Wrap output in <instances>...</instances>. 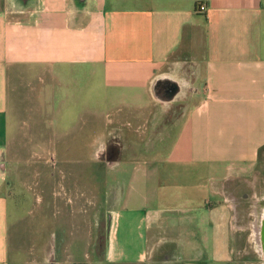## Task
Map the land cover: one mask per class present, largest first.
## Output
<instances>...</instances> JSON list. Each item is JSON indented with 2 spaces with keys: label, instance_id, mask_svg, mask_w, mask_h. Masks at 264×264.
Instances as JSON below:
<instances>
[{
  "label": "crops",
  "instance_id": "crops-1",
  "mask_svg": "<svg viewBox=\"0 0 264 264\" xmlns=\"http://www.w3.org/2000/svg\"><path fill=\"white\" fill-rule=\"evenodd\" d=\"M74 48L86 49L92 65L80 72L79 94L71 88ZM105 104L118 106L110 126L129 127L130 139L137 133L131 149L145 143L147 162L164 155L211 178L204 198L183 192L165 219L163 209L110 211L114 264H163L164 255L175 264L215 260V230L226 229L217 179L231 180V169L243 174L264 151V0H0V264L25 257L12 239L25 190L20 138L46 142L54 155L56 144L71 142L72 111L89 112L90 127L101 128ZM95 132L103 141L102 128ZM37 150L27 161L34 180ZM152 170L127 173L134 191L158 178ZM260 178L240 181L258 189ZM256 198L254 218L264 196Z\"/></svg>",
  "mask_w": 264,
  "mask_h": 264
},
{
  "label": "rangeland",
  "instance_id": "rangeland-1",
  "mask_svg": "<svg viewBox=\"0 0 264 264\" xmlns=\"http://www.w3.org/2000/svg\"><path fill=\"white\" fill-rule=\"evenodd\" d=\"M72 53L78 58L71 64L73 72L78 74V81L75 80L77 86L71 85V88L79 94L82 81L80 72L89 70L92 65L84 59L89 57L86 49L74 48ZM191 65L189 68L193 67ZM190 70L192 73L189 72V75L194 77L196 69ZM116 108L118 106L108 107L105 104L103 111L99 112L103 118L101 128L104 138L101 142L94 141L97 135L95 131L101 128L90 127V113L80 110H73L71 114V142L56 144L57 152L54 155L47 154L46 142L32 143L30 136L23 140L20 138L26 157L25 190L12 239L14 245L25 252L23 264H51V258L53 264H114L117 254H113L112 234H108L107 225L110 211L140 206L152 214H158L163 209L165 219L176 207L178 197H184L181 195L183 192L195 194L198 200L208 194L207 186L211 178L203 168L186 172L187 168L189 170L187 163H179L164 155L163 161L159 159L157 165H152L142 158L144 149L140 146L144 147V142L131 149L130 144L138 137L137 133H134V139H130L129 127L109 125ZM36 149L39 161L34 159L39 162L40 174L38 180L35 179L36 184L32 185L36 175L35 171L31 173L32 170H28L31 167H28L27 161H32V150ZM133 151L137 153L133 154ZM146 168H153L158 178L151 182L141 181L134 191L127 173L142 177ZM229 171L232 173L229 176L231 180L226 182L220 177L215 185L216 210L217 214L225 217L226 229L222 226V229L215 230L217 258L209 259L207 264H254L260 262L261 257L252 238L251 221L254 217L248 209L255 195L256 200L264 196V187L255 189L240 179L244 181L247 177L252 181L254 176L264 177V151L258 162L243 174L237 169ZM161 172L163 183L160 180ZM179 172L183 175H175ZM146 194L149 198L143 201L144 205H140V200ZM126 196L127 199L123 201L121 197ZM236 198L244 200L239 207L234 205ZM174 230L173 226H163V231ZM133 236L138 240L139 234ZM172 262L168 256H163V264H175Z\"/></svg>",
  "mask_w": 264,
  "mask_h": 264
},
{
  "label": "bare ground",
  "instance_id": "bare-ground-1",
  "mask_svg": "<svg viewBox=\"0 0 264 264\" xmlns=\"http://www.w3.org/2000/svg\"><path fill=\"white\" fill-rule=\"evenodd\" d=\"M252 212L253 214H255V218L251 221V227L253 229V236L252 238L254 239V241L256 242V246L258 248V250L260 251V245L258 242V225H259V217L260 214L263 210V205L257 200L254 205L252 206ZM112 212L111 214L109 213L108 215V226H109V231L111 230V226H112Z\"/></svg>",
  "mask_w": 264,
  "mask_h": 264
},
{
  "label": "water",
  "instance_id": "water-1",
  "mask_svg": "<svg viewBox=\"0 0 264 264\" xmlns=\"http://www.w3.org/2000/svg\"><path fill=\"white\" fill-rule=\"evenodd\" d=\"M261 204L263 205V210L259 217V225H258V242L260 245V257L261 261L260 264H264V199L262 200Z\"/></svg>",
  "mask_w": 264,
  "mask_h": 264
},
{
  "label": "built area",
  "instance_id": "built-area-1",
  "mask_svg": "<svg viewBox=\"0 0 264 264\" xmlns=\"http://www.w3.org/2000/svg\"><path fill=\"white\" fill-rule=\"evenodd\" d=\"M199 8H200L201 10H205V9H206V4H204V3L200 4V5H199Z\"/></svg>",
  "mask_w": 264,
  "mask_h": 264
},
{
  "label": "flooded vegetation",
  "instance_id": "flooded-vegetation-1",
  "mask_svg": "<svg viewBox=\"0 0 264 264\" xmlns=\"http://www.w3.org/2000/svg\"><path fill=\"white\" fill-rule=\"evenodd\" d=\"M258 187H259V188H262V187H264V186H263V185H261V186L259 185ZM248 200H249V198H248ZM248 200H247V201H248ZM52 260H53V259L51 258V259H50L51 264H53V263H52V262H53ZM260 260H261V258H260Z\"/></svg>",
  "mask_w": 264,
  "mask_h": 264
}]
</instances>
